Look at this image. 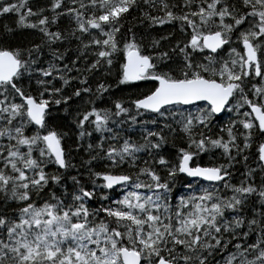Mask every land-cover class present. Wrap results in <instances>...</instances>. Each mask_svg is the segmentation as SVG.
I'll return each mask as SVG.
<instances>
[{"label":"snow or ice","instance_id":"1","mask_svg":"<svg viewBox=\"0 0 264 264\" xmlns=\"http://www.w3.org/2000/svg\"><path fill=\"white\" fill-rule=\"evenodd\" d=\"M0 264H264V0H0Z\"/></svg>","mask_w":264,"mask_h":264},{"label":"trees","instance_id":"2","mask_svg":"<svg viewBox=\"0 0 264 264\" xmlns=\"http://www.w3.org/2000/svg\"><path fill=\"white\" fill-rule=\"evenodd\" d=\"M133 15H136V13H133ZM131 23L133 25L136 24L135 21H131ZM139 31L143 32L144 29L143 28H139ZM157 31H161V29L158 28ZM149 86L150 85L146 84L145 82H138V83H135V86L133 88H131V89L124 88V86H121V88L123 89L124 93H127L129 91L135 92V91H138V90H146L147 87H149ZM234 115H235L234 113L229 114L228 112L225 111L221 117L217 118L214 121V123L217 126H219L220 124H226L229 121L230 116L234 117ZM214 131H215V129H214ZM125 134L131 135L133 139H138L139 138V129H138V127L128 128L127 126H125L124 127V131L121 133V135H125ZM202 156H203V154H202ZM77 159H79V157H77ZM212 160H213V157H211V156H203V161L206 162V163L207 162H211ZM242 172H243L242 164H237L235 166V168L233 169V181L234 182H238V180L240 178V174ZM257 180H259V176H257ZM177 188L179 189V191L177 192V195L183 194L185 192V189L180 185V183L177 184ZM174 191H176V189H174ZM110 195L112 196L113 199H115L117 193L116 192H112V193H110ZM104 203L106 204L107 201H104ZM98 205H99L98 199L91 202V206H93V207H96Z\"/></svg>","mask_w":264,"mask_h":264},{"label":"water","instance_id":"3","mask_svg":"<svg viewBox=\"0 0 264 264\" xmlns=\"http://www.w3.org/2000/svg\"><path fill=\"white\" fill-rule=\"evenodd\" d=\"M135 83H138V82H135ZM218 115V117H221L222 115H223V113H221V114H217Z\"/></svg>","mask_w":264,"mask_h":264},{"label":"rangeland","instance_id":"4","mask_svg":"<svg viewBox=\"0 0 264 264\" xmlns=\"http://www.w3.org/2000/svg\"><path fill=\"white\" fill-rule=\"evenodd\" d=\"M227 112V111H226ZM119 191V190H118Z\"/></svg>","mask_w":264,"mask_h":264}]
</instances>
